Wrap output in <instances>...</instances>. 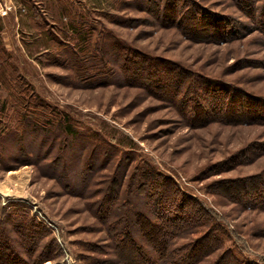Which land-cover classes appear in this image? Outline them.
Listing matches in <instances>:
<instances>
[{
	"label": "rangeland",
	"instance_id": "374dc122",
	"mask_svg": "<svg viewBox=\"0 0 264 264\" xmlns=\"http://www.w3.org/2000/svg\"><path fill=\"white\" fill-rule=\"evenodd\" d=\"M203 15L229 29L185 26L186 17ZM0 21L4 134L19 110L10 97L16 74L51 115H66L83 134L61 131L52 150L46 143L42 156L30 154L63 155L57 164L26 161L16 145L0 154V218L21 210L43 226L56 251L40 264H122L97 217L101 187L120 172L102 142L153 163L221 217L226 247L264 264V202L236 199L264 191V0H0ZM80 152L75 167L61 166ZM4 225L27 258L17 231ZM130 229L143 240L141 228Z\"/></svg>",
	"mask_w": 264,
	"mask_h": 264
},
{
	"label": "trees",
	"instance_id": "16d2710c",
	"mask_svg": "<svg viewBox=\"0 0 264 264\" xmlns=\"http://www.w3.org/2000/svg\"><path fill=\"white\" fill-rule=\"evenodd\" d=\"M243 1L247 2V0ZM17 6L21 10L25 5L17 4ZM246 6L250 10L253 9V5ZM193 10L190 7L187 14L192 12L194 15L197 14V11ZM195 19V16L186 17L185 26L189 27L192 24L198 26L201 22L198 29L206 34L215 26L222 31L229 29L226 23L224 25L215 24L214 21L220 22L219 18H208L203 15L201 19H196L198 22ZM1 24L0 21V27ZM78 48L83 50L82 46H78ZM22 79L19 74H16L14 81L18 90H12L10 97L18 102L19 110L15 108L13 111L16 121L12 130L4 134V127L0 128V134L3 133V136L0 135V154L4 155L7 146L16 145L21 149L20 152L26 161L42 162V159L51 158L44 165L52 164L51 162L57 164L56 158L63 157V155L54 156L52 152H47L42 158L40 156L43 154L40 155L37 149L47 143L49 149L52 150L53 144L57 139L60 141L63 134L67 137H81L83 134L72 125L66 115H51L47 103L32 93V90L25 89ZM6 105L7 100L4 98L0 101V124L4 118L2 114ZM14 107L13 105L11 108ZM23 126H28V131ZM61 131L63 134H60ZM29 134L34 136L33 139L24 143V137ZM103 143L99 145L102 153H108V156L112 155V159H115L116 163L115 169H113H120V172L113 181L101 187L100 198L97 200V206H99L97 217L105 227L114 249L113 252L120 263L256 264L254 260L239 255L225 246L224 236H228V231L222 226L221 217L217 216L212 208L182 190L170 176L161 172L145 158L123 156L114 151V149L117 150L115 146L109 150ZM87 144L82 143L80 148L85 149ZM35 153L40 156L34 160L30 154L34 156ZM81 154L80 152L69 155L67 161H62L61 166L65 165L66 170L67 166L71 164L75 167L80 162L76 155L80 158ZM136 159L138 161L132 163ZM127 166L129 171L124 179L125 187L120 188L119 184L124 171L128 169ZM88 169L82 176L83 179L88 178L90 172L93 171V169ZM145 187L148 190H145ZM261 192L264 191L258 189L252 193H239L236 199L247 198L256 203L264 202L262 195L260 196ZM134 193L138 194L141 200L130 201ZM145 209L151 210L152 217L145 213ZM19 212L24 211L17 210L9 218H0V264H40L42 261L52 258L56 250L54 251L48 241H45L46 231L43 226L36 225L33 219L26 216H19L17 214ZM126 214H132V219L125 218ZM7 222L11 223V229L17 231L16 234L19 236L17 243L24 246L27 258L20 257V251L18 252L10 246L11 235L8 234L9 230L4 225ZM133 225L142 229L144 237L142 241L132 235L130 227Z\"/></svg>",
	"mask_w": 264,
	"mask_h": 264
}]
</instances>
